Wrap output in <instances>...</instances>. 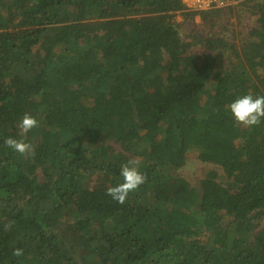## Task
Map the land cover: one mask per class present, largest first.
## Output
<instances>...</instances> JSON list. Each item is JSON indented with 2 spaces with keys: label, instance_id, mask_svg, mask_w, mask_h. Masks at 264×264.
Returning <instances> with one entry per match:
<instances>
[{
  "label": "trees",
  "instance_id": "1",
  "mask_svg": "<svg viewBox=\"0 0 264 264\" xmlns=\"http://www.w3.org/2000/svg\"><path fill=\"white\" fill-rule=\"evenodd\" d=\"M241 9L242 39L188 43L180 0H0V264H264V120L228 107L264 95V0L200 18ZM192 152L198 188L179 173ZM130 159L147 180L120 204L106 192Z\"/></svg>",
  "mask_w": 264,
  "mask_h": 264
},
{
  "label": "clouds",
  "instance_id": "2",
  "mask_svg": "<svg viewBox=\"0 0 264 264\" xmlns=\"http://www.w3.org/2000/svg\"><path fill=\"white\" fill-rule=\"evenodd\" d=\"M238 124L247 127L258 126L264 120V95L254 96L251 93L243 95L232 102L229 106ZM39 121L31 113H25L19 124L23 134H27L32 129L38 127ZM6 146L20 154H27L34 151V146L24 139L8 138L5 140ZM121 176L123 182L116 186L109 187L106 194L120 204L126 202L130 192L137 190L147 180V176L140 171L139 161L130 159L128 163L122 165ZM11 223L6 224L4 230L8 231ZM13 255L20 257L23 250L16 248Z\"/></svg>",
  "mask_w": 264,
  "mask_h": 264
},
{
  "label": "rangeland",
  "instance_id": "3",
  "mask_svg": "<svg viewBox=\"0 0 264 264\" xmlns=\"http://www.w3.org/2000/svg\"><path fill=\"white\" fill-rule=\"evenodd\" d=\"M237 5L235 6L237 7ZM254 18L255 16L248 13L247 10L241 9L238 12H234V16L228 24H217V26H215L213 29L204 25L200 17H195L194 21L192 22H186L183 20L182 15L177 14L176 22L180 25L179 29L181 36L186 42L190 43L193 42L191 38L195 32H199L204 38L208 37L210 33H215V35H222L228 40L233 37L242 39L246 34L241 33L247 31V29L253 23ZM190 51L192 53L199 54L204 51V48L202 46L196 45L192 47ZM204 169L205 165L199 160L198 153L192 152L185 156V165L179 171V173L198 188L201 186Z\"/></svg>",
  "mask_w": 264,
  "mask_h": 264
},
{
  "label": "built area",
  "instance_id": "4",
  "mask_svg": "<svg viewBox=\"0 0 264 264\" xmlns=\"http://www.w3.org/2000/svg\"><path fill=\"white\" fill-rule=\"evenodd\" d=\"M242 0H180L183 10L188 13L201 14L226 9L237 5Z\"/></svg>",
  "mask_w": 264,
  "mask_h": 264
},
{
  "label": "crops",
  "instance_id": "5",
  "mask_svg": "<svg viewBox=\"0 0 264 264\" xmlns=\"http://www.w3.org/2000/svg\"><path fill=\"white\" fill-rule=\"evenodd\" d=\"M196 17H200V16H196Z\"/></svg>",
  "mask_w": 264,
  "mask_h": 264
}]
</instances>
